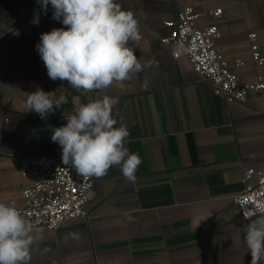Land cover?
<instances>
[{
    "label": "crops",
    "instance_id": "obj_1",
    "mask_svg": "<svg viewBox=\"0 0 264 264\" xmlns=\"http://www.w3.org/2000/svg\"><path fill=\"white\" fill-rule=\"evenodd\" d=\"M139 22L141 40L130 42L141 62L154 61L131 81L114 83L113 118L129 130L126 147L141 163L135 182L118 166L92 177L89 217L39 237L30 264H250L243 220L234 204L245 169L264 170V94L226 104L187 58L174 59L160 44L164 22L183 6L221 7L216 47L244 82L264 75L251 60L248 34L264 57V0H115ZM207 22H198L205 26ZM0 62V202L23 203L29 179L17 171L18 155L61 159L52 128L66 125L76 102L38 72L35 52H11ZM31 58V60L29 59ZM37 87L67 103L46 120L27 111ZM102 98V97H100Z\"/></svg>",
    "mask_w": 264,
    "mask_h": 264
},
{
    "label": "clouds",
    "instance_id": "obj_2",
    "mask_svg": "<svg viewBox=\"0 0 264 264\" xmlns=\"http://www.w3.org/2000/svg\"><path fill=\"white\" fill-rule=\"evenodd\" d=\"M47 14L64 27L40 35L36 45L52 81H67L73 88L104 92L114 83L131 81L151 68L154 61L141 62L130 42L139 44V22L131 11L121 9L115 0H37ZM31 23L39 24V13ZM183 52L184 45L176 44ZM51 93L37 87L28 94L27 111L46 120L55 109L67 103L64 96L53 100ZM117 97L102 98L80 104L66 117V125L52 128L51 140L62 150V163L70 165L81 176L103 177L118 166L123 177L135 182L141 163L137 153L125 146L130 133L117 125L113 108ZM255 219L244 227V242L251 255L250 264H264V212H253ZM32 222L15 201L0 202V264H30L33 245Z\"/></svg>",
    "mask_w": 264,
    "mask_h": 264
},
{
    "label": "built area",
    "instance_id": "obj_3",
    "mask_svg": "<svg viewBox=\"0 0 264 264\" xmlns=\"http://www.w3.org/2000/svg\"><path fill=\"white\" fill-rule=\"evenodd\" d=\"M222 14L223 9L218 6L209 9L183 6L173 19L164 22L167 33L160 38V44L174 59L186 57L193 71L210 82L212 94L232 104L264 94V75L242 81L234 67L243 65V61L231 64L216 47L220 36L217 22ZM202 20L207 23L201 27L198 22ZM256 38L255 32L248 34L251 60L264 70V57ZM177 42L184 45L183 52L177 51ZM15 164L20 176L30 180L20 190L23 203L16 206L33 228L56 231L66 222L89 217L92 177L79 175L70 165H64L62 159L49 155H18ZM241 184L242 190L233 201L241 218L248 220L255 217L253 212H264V170H243Z\"/></svg>",
    "mask_w": 264,
    "mask_h": 264
},
{
    "label": "rangeland",
    "instance_id": "obj_4",
    "mask_svg": "<svg viewBox=\"0 0 264 264\" xmlns=\"http://www.w3.org/2000/svg\"><path fill=\"white\" fill-rule=\"evenodd\" d=\"M34 13H39L38 25L31 23ZM52 13L51 4H49L45 15L37 0H0V62L7 59L8 54L6 53L16 51H33L39 56L36 45L40 42V35L50 32L53 28L64 27L60 21L52 18ZM29 59L31 60V58ZM38 72L48 77L45 66H39ZM50 82L60 85L62 92L72 102H76V106L110 93L109 88L104 92L85 91L73 88L68 85L67 81H52L50 79Z\"/></svg>",
    "mask_w": 264,
    "mask_h": 264
}]
</instances>
